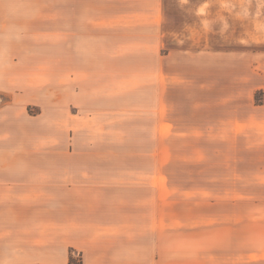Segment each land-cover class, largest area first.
Returning a JSON list of instances; mask_svg holds the SVG:
<instances>
[{"label":"crops","instance_id":"crops-1","mask_svg":"<svg viewBox=\"0 0 264 264\" xmlns=\"http://www.w3.org/2000/svg\"><path fill=\"white\" fill-rule=\"evenodd\" d=\"M164 1L0 0V264H264V165L230 161L227 194L198 177L206 165L173 172L193 165H173L172 140L205 134L168 96L182 53L160 51ZM126 57L154 61L128 71L88 60ZM45 89L54 107L79 109L68 131H40L42 118L66 120L40 112ZM137 91L148 96H125ZM132 138L139 163L124 155Z\"/></svg>","mask_w":264,"mask_h":264},{"label":"rangeland","instance_id":"rangeland-1","mask_svg":"<svg viewBox=\"0 0 264 264\" xmlns=\"http://www.w3.org/2000/svg\"><path fill=\"white\" fill-rule=\"evenodd\" d=\"M200 3H204V8L197 11ZM164 4L160 51L181 50L182 53L169 60L177 75L174 79L176 87L168 95L178 100V105L174 103L172 106L173 112L177 113L179 108L180 117L189 125L198 122L200 127L197 129L205 134L172 140L173 165H193V168H177L173 172L178 177H188L186 173L206 165L201 167L204 171L198 177L206 181V188L227 194L230 161L233 164L264 165V136L259 134V131L264 132V0H165ZM53 60H60L61 65L68 61L46 59V65ZM77 60L80 64L84 59ZM88 60L93 67L119 65L128 71L154 61L133 57ZM51 76V73H45L46 85L51 84V80L48 81ZM52 93V89L40 90V112L47 116L57 109L66 120L53 123L42 118L40 131L51 132L56 125L68 131V113H74L76 109L79 113V109L68 105V90L60 91L64 95L62 101L66 99L62 103L67 104L54 107ZM125 96L144 97L148 96V91L130 92ZM90 114L100 112L94 110ZM88 124L99 125L98 122ZM239 130L252 133L249 137L237 139L241 142L235 145L232 135ZM92 138L89 143L99 148L101 138ZM80 139L77 140L78 146ZM61 140L63 150L68 145L67 138ZM135 140L128 139L124 155L126 161L139 163L138 157L130 156L136 153L131 150L135 149ZM49 142L46 139V148ZM142 143L144 139L140 138L136 149ZM44 157L46 165L50 164L51 155L45 154Z\"/></svg>","mask_w":264,"mask_h":264},{"label":"trees","instance_id":"trees-1","mask_svg":"<svg viewBox=\"0 0 264 264\" xmlns=\"http://www.w3.org/2000/svg\"><path fill=\"white\" fill-rule=\"evenodd\" d=\"M71 263H72V264H81V262H76V261H74L73 259H71Z\"/></svg>","mask_w":264,"mask_h":264}]
</instances>
